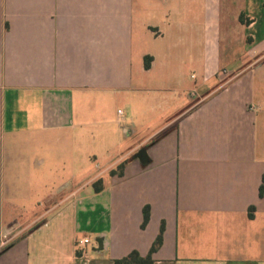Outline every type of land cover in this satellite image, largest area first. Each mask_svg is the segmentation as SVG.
Wrapping results in <instances>:
<instances>
[{
  "label": "crops",
  "instance_id": "crops-1",
  "mask_svg": "<svg viewBox=\"0 0 264 264\" xmlns=\"http://www.w3.org/2000/svg\"><path fill=\"white\" fill-rule=\"evenodd\" d=\"M174 2L0 0V264H112L133 251L148 255L162 227L154 264H264V0H206L200 84L190 76L196 92L168 90L170 102L165 95L159 116L150 119L148 108L133 111L130 128L122 127L121 110L111 121H87L88 96H96L102 111L106 98L131 89L133 35L149 29L163 38L145 16ZM178 3L176 15L186 22L178 29L164 22L166 34L177 30L184 44L198 43L199 13ZM236 9L245 17L236 20L250 37L254 63L227 66L222 74L228 15ZM108 125L119 126L116 140ZM88 127L102 128L92 145L95 161L106 165L73 172L53 203L31 219H21L16 207L7 210L9 190L17 189L12 173H25L28 165L26 143L38 149L52 135H68L66 141L77 137L81 144ZM141 127L153 132L136 138ZM122 136L136 139L119 153ZM141 149L145 165L135 159ZM207 224L232 242L230 250L219 245L215 252L235 248L241 260L187 258L195 248L188 236ZM93 235L95 257L91 241L77 252Z\"/></svg>",
  "mask_w": 264,
  "mask_h": 264
},
{
  "label": "rangeland",
  "instance_id": "rangeland-1",
  "mask_svg": "<svg viewBox=\"0 0 264 264\" xmlns=\"http://www.w3.org/2000/svg\"><path fill=\"white\" fill-rule=\"evenodd\" d=\"M158 1V0H157ZM174 3H168L163 5L162 8H151L148 11L149 17L145 18L150 21L152 28H158L162 30L165 36L163 38H156L153 30H140L135 31L131 40V56L130 61L132 65V87L126 92H122L115 98L109 96L106 98L105 109L101 111V104H99L96 96H88L86 108L87 121L94 120H106L111 121L117 116V111L121 110L124 113L120 123L122 127H131L129 117L135 111L144 112L149 109V118L153 119L159 116L161 103H163V97L167 96V101L170 98L169 93L173 88L190 89L193 88L195 92L197 87L194 88V82L190 80V76L195 74L194 81L199 85L201 82V76L203 74L204 64V30L203 24L206 14L204 13L206 0H183V4L187 5L189 9H193L194 12H198L200 15L201 35L194 44H184V41L179 39L177 30L172 31V35H167L168 29L163 23L167 22L172 24L178 29L179 22H186L183 17L176 15V8H178V0H174ZM170 2V1H169ZM167 7V10L164 9ZM204 8V9H203ZM171 12L168 14L169 18L164 16L165 12ZM242 15V14H241ZM241 15H238V10L233 15H228V21L230 30H228V39L225 42L223 40L222 48L225 53V57L229 61H224L220 72L225 73L227 66L229 70L233 68L232 65L241 64L243 67H247L254 63L253 48L250 45V37L247 36L244 27H241L236 18L240 22ZM155 18L153 19L152 17ZM244 23L245 17L242 15ZM226 19V17H224ZM227 23V22H226ZM225 23V24H226ZM174 29V28H173ZM165 30V32H164ZM225 32V31H224ZM179 32L178 34H181ZM196 40V37H195ZM151 56L154 59V63L147 72L145 70L144 57ZM231 60V61H230ZM227 69V70H228ZM135 89L139 91H135ZM142 90V91H141ZM170 90V91H168ZM135 91V92H134ZM169 95V96H168ZM165 96V97H166ZM109 100V102H107ZM170 102V100L168 101ZM132 109V110H131ZM101 111V113H100ZM134 112V113H135ZM135 113V114H136ZM100 117L97 118V115ZM137 121V120H136ZM155 121H159L158 118ZM105 129H109L114 134V140H116V134H118L117 125L104 126ZM149 128L156 129V125H152ZM85 142L80 144L78 138L77 141H66L70 138L68 135H56L51 136V143L45 144L40 148H36L35 144L30 141L26 143L24 148L25 162L28 165L23 166L25 173H12L17 179V189H10L8 194V201L6 209L10 210L13 207L18 209V214L23 220L31 219L34 215L41 214L53 203L60 194L61 186L65 181L71 178L75 171H88L94 172L97 164L103 168L106 165V161L100 159L95 161V155H99L98 151L93 150L92 144L94 140L92 137H99L102 132V128L88 127ZM150 129V131H152ZM147 128H140V136L147 135L150 132ZM153 132V131H152ZM152 134V133H150ZM130 140H125L122 136V142L119 141V153L127 149L128 144L132 143ZM71 139V138H70ZM31 144V145H30ZM36 161L40 164L37 166ZM31 171L30 173H27ZM10 201L17 202L18 206H12ZM210 224H207L206 228L199 229V232L188 236V242L190 245H194L195 248L187 253V258L192 260H208L217 259L224 260L226 256H230L234 260H241L242 257L239 251H229L231 249L232 242L225 235H219L216 227L209 228ZM220 232V231H219ZM95 235L90 238V245L88 248L92 256L95 254L91 252L93 243L95 242ZM223 245L228 248V254H218L215 252L217 246ZM86 247V246H85ZM85 248L76 246V251H83ZM213 250V251H212ZM181 258V257H180Z\"/></svg>",
  "mask_w": 264,
  "mask_h": 264
},
{
  "label": "trees",
  "instance_id": "trees-1",
  "mask_svg": "<svg viewBox=\"0 0 264 264\" xmlns=\"http://www.w3.org/2000/svg\"><path fill=\"white\" fill-rule=\"evenodd\" d=\"M240 21L242 23H244L242 15L240 17ZM144 60H145V68L149 69L150 65H151L152 58L147 56V57H145ZM123 166H124L123 164L120 165L119 169L123 168ZM98 184L99 183H96L95 186H94L95 187V192H97V193L101 191V188H100V186ZM148 221H149V208L146 207L144 209V221H143V225H142L143 228L146 226ZM163 230H164V228L162 227L161 231H160L156 241L154 242V244H153V246H152V248H151V250H150L148 255L142 256L139 252L133 251L129 255L124 257V258L114 260L112 264H154L153 255H154L155 252H157V250L162 245V242H163Z\"/></svg>",
  "mask_w": 264,
  "mask_h": 264
},
{
  "label": "water",
  "instance_id": "water-1",
  "mask_svg": "<svg viewBox=\"0 0 264 264\" xmlns=\"http://www.w3.org/2000/svg\"><path fill=\"white\" fill-rule=\"evenodd\" d=\"M135 159H138L141 164L145 165L148 162V157H147V153L144 149H141L136 155H135ZM99 246H102V242L99 240L98 241Z\"/></svg>",
  "mask_w": 264,
  "mask_h": 264
},
{
  "label": "built area",
  "instance_id": "built-area-1",
  "mask_svg": "<svg viewBox=\"0 0 264 264\" xmlns=\"http://www.w3.org/2000/svg\"><path fill=\"white\" fill-rule=\"evenodd\" d=\"M192 96H196L195 93H192ZM119 114L121 115V111H119ZM90 243L89 239H84L83 241L79 242V246L81 247H85L86 245H88Z\"/></svg>",
  "mask_w": 264,
  "mask_h": 264
}]
</instances>
